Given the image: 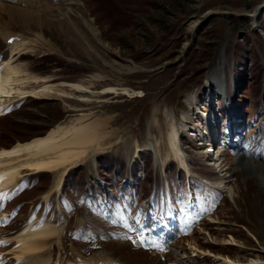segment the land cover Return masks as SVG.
<instances>
[{
    "label": "rangeland",
    "instance_id": "1",
    "mask_svg": "<svg viewBox=\"0 0 264 264\" xmlns=\"http://www.w3.org/2000/svg\"><path fill=\"white\" fill-rule=\"evenodd\" d=\"M55 1H37V8L48 4L47 10L58 9L60 4ZM62 2L72 6L69 13L74 26L66 16L56 18L43 12H31V18H26V10L14 3L0 11V29L22 34L26 42L12 52V66L27 80L17 84L19 92L0 117V146L46 134L57 123L67 126L78 117L106 119L108 135L94 152L101 179L80 169L71 172L60 199L62 205L50 200L46 210L40 194L53 184L55 173L22 177L16 189L0 193V255L6 264H15L17 253L8 246L9 237L34 212L38 219L48 217L57 222L67 218L69 226L73 221L70 213L75 210L71 200L80 204L83 197L94 195L96 201L107 203L133 189L146 195L153 184L148 173L157 177L160 187L178 204L189 182L194 202L204 212L201 223L191 236L179 237L164 261L133 251L127 243L109 241L102 250L140 264H223L218 256L240 264H264L261 171L254 167L250 172L235 171L236 154L225 157L227 170L217 169L206 164L211 163L208 148L201 145L208 121L216 116L227 118L237 110L243 112L247 136L256 133V123H264V45L261 48L260 43L264 33L258 27L264 25V0ZM10 5L15 7L11 18ZM83 17L90 20L96 38L88 34ZM9 54V46L0 36V61ZM260 85L261 95L257 93ZM222 89H226L228 100L219 95ZM172 122L181 132L184 157L192 170L189 178L179 162L176 165L172 156H166ZM263 134L260 129L261 138L256 141L243 134L238 137L248 165L263 160ZM153 140L159 145V159L148 146ZM92 156L89 152L85 158ZM144 173L146 177L141 179ZM229 173H234L228 178L232 181L225 189H215L227 181L224 177ZM202 177L211 184L202 183ZM104 189H111L106 198ZM187 194L192 202L191 192ZM14 196L17 201L11 200ZM63 241L64 247L55 244L53 260L69 264L84 247L66 234Z\"/></svg>",
    "mask_w": 264,
    "mask_h": 264
},
{
    "label": "bare ground",
    "instance_id": "2",
    "mask_svg": "<svg viewBox=\"0 0 264 264\" xmlns=\"http://www.w3.org/2000/svg\"><path fill=\"white\" fill-rule=\"evenodd\" d=\"M37 1L45 0H0V11L6 10V7H9L7 3H14L13 5H16L15 7L22 9L24 8L26 10V18H31V12H43V14L47 13L46 15L56 18L66 16V18L68 17L74 26V22L72 21L69 13L70 11H72V6H69L67 5V3L62 2L63 0H56L55 2L60 4L58 9L52 8L51 10H47L49 9L48 4L43 9L39 6L37 8ZM10 6L11 8H9L10 10L8 12V15L11 18V11H13L15 7L12 5ZM82 20L85 26L88 28V34L92 33L90 35L96 38V32L90 20L86 19L85 17H83ZM13 35L15 34H12V32L0 30V36H2L4 39H7L9 37L12 38ZM16 35L19 36L20 40L16 39L9 42L8 46L10 49V54L8 56H4V58L0 61V113L9 103V101L12 100L13 97H15L16 93L19 92L17 89V84H21L26 80L21 76V70L17 66H12V56L14 55V53L12 52L15 49H19L18 47L21 42L22 45L26 43L25 41H23L24 39L21 35ZM87 44L90 48H94L88 40ZM103 62L106 63L107 61L103 60ZM40 91L45 92L43 90ZM42 92L40 93L42 94ZM222 93H224L225 97L227 96L226 91H224L223 89ZM20 94L21 93L17 95L20 96ZM105 125L106 119L95 118L87 121L85 117H78L75 118L74 121H71V123H69V125L67 126L65 124L61 125L57 123L55 127L47 130V133L44 135L33 137L28 141L16 142L9 148H1L0 191L14 184L17 177L23 170H55L58 172H60L61 170V174L59 175V177L62 176L67 166L84 160L85 155H88L89 152L94 153L97 147L99 148L102 141L105 139L103 137L108 135V133L104 130ZM149 135L151 134L149 133ZM230 136L231 142H229V145L233 148V151L236 154V158L234 159L235 171L242 170L243 172H250L252 167L258 169L262 174L260 182L262 188L264 189V157L262 158L263 160L259 162L253 161L252 163H250L252 165H248V162L244 161L243 159V157H246L243 149L241 150L242 145L239 142L240 139L236 136L233 137L232 132L230 133ZM179 138L180 137L178 129L176 128L175 123L172 122L167 133L168 147L166 156H172L173 159H175L177 163L179 162V164L184 167L186 172L188 173L189 166L187 164L186 158L184 157V151L180 145ZM226 141L228 142V139H226ZM204 142L206 143L205 145L210 144V140L206 137L204 138ZM148 145L155 151V155L157 159H159L160 149L157 140L149 142ZM210 160L215 164V161L213 159ZM224 166L225 165L222 166L223 171L225 169H228V167ZM234 173H229L228 175H226V177L224 178L227 181H224L223 184H221L220 182L219 185L225 188L227 183L232 181V179L228 178L233 177ZM58 184L59 180H57L55 187H57ZM48 194H46V197L48 196ZM166 226L169 228V224H167ZM170 226L175 230L178 227L181 228L182 223L175 220L174 223L170 224ZM61 230L62 228L60 226L56 227L55 225H51L50 223L45 222L37 225L34 224L33 221H31L21 232H19L14 237L16 241L14 249L15 251H17L15 257L18 259L16 264H50L51 254L47 249L48 239L52 237L60 238ZM164 244L166 243H161L160 246L164 248ZM182 257L184 258L185 256ZM218 257L222 259L223 264H240L234 262L226 256Z\"/></svg>",
    "mask_w": 264,
    "mask_h": 264
},
{
    "label": "snow or ice",
    "instance_id": "3",
    "mask_svg": "<svg viewBox=\"0 0 264 264\" xmlns=\"http://www.w3.org/2000/svg\"><path fill=\"white\" fill-rule=\"evenodd\" d=\"M9 42H11V41H9ZM0 243H3V241H0ZM155 246L159 249V251H161V252L165 251V249L162 246H159V245H155Z\"/></svg>",
    "mask_w": 264,
    "mask_h": 264
},
{
    "label": "trees",
    "instance_id": "4",
    "mask_svg": "<svg viewBox=\"0 0 264 264\" xmlns=\"http://www.w3.org/2000/svg\"><path fill=\"white\" fill-rule=\"evenodd\" d=\"M262 26L264 27V25H262ZM262 26H261V27H262ZM263 29H264V28H263ZM236 53H237V51L235 50V51H234L235 56H237Z\"/></svg>",
    "mask_w": 264,
    "mask_h": 264
}]
</instances>
